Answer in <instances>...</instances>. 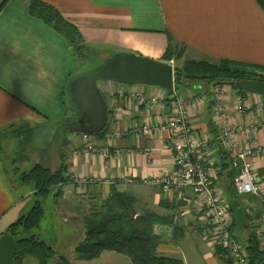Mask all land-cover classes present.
Wrapping results in <instances>:
<instances>
[{
  "label": "crops",
  "instance_id": "obj_1",
  "mask_svg": "<svg viewBox=\"0 0 264 264\" xmlns=\"http://www.w3.org/2000/svg\"><path fill=\"white\" fill-rule=\"evenodd\" d=\"M43 1L75 25L86 44L111 53L132 51L161 60L170 34L185 50L179 59L168 61L174 67L189 59H231L264 65V9L258 0ZM29 3L0 0V235L31 204L28 199L33 189L19 180L21 173L38 163L55 171L64 162L70 181L63 186L61 196L53 198L58 215L80 233L67 243L71 256L63 251V241L51 245L55 250L58 246L57 253L73 264H132L127 256L115 251H106L93 260L74 256L75 247L85 237L84 217L100 207L112 187L134 195L137 213L149 211L158 216L155 232L160 236V254L179 258L185 264H226L211 244L209 216L205 209L196 210L199 196L192 189L164 193L159 186L143 183L144 178L174 174L171 131L141 132L145 125H157L172 115L169 93L158 86L100 81L109 108V130L103 136L90 135L98 150L87 151L83 133L65 125L69 108L74 107L67 91L77 66L74 48L51 25L33 16ZM222 88L224 92L207 86L210 93L184 88L172 97L187 100L195 135L211 139L205 148L211 176L218 193L230 204L228 181L219 167L221 140L217 133L223 132L224 126L217 121L216 93L221 92L224 99L226 127L247 128L252 122L261 125L264 111L253 109V117L238 112L235 104L240 95L226 86ZM139 94L156 96L158 101L146 103ZM244 97L258 99L250 93ZM37 126H44L48 137L38 152L32 145ZM111 131L120 132V137L109 140ZM235 137L242 149L264 148V127L238 132ZM221 143L226 148L225 142ZM104 150L109 151L108 156ZM252 161L260 175L262 196L236 191V202L246 212L247 225L250 220L257 228L264 217V154ZM129 178L133 182H128ZM84 180L87 182L83 184ZM80 212L77 224L71 217L77 218L75 213ZM260 241L264 247V237Z\"/></svg>",
  "mask_w": 264,
  "mask_h": 264
},
{
  "label": "trees",
  "instance_id": "obj_2",
  "mask_svg": "<svg viewBox=\"0 0 264 264\" xmlns=\"http://www.w3.org/2000/svg\"><path fill=\"white\" fill-rule=\"evenodd\" d=\"M258 1L264 9V0ZM28 10L33 16L51 25L73 46L77 66L72 77L78 74L92 73L102 65L105 59H101L96 53L94 57L89 58L88 44L79 29L67 21L56 8L43 0H30ZM184 51V48L174 43L172 35L168 34V46L161 61L168 62L171 59H179ZM176 68L181 80L176 81L174 93L184 88L210 93L206 91L207 86L219 88L228 86L238 95L244 97L248 94L247 92L228 85L227 82L235 79L264 80V65L231 59H220L217 62L189 59ZM169 95L168 100L166 99L168 104L173 99V93H169ZM108 130L109 125L107 124L103 131L96 133L84 131L82 133L103 136ZM218 148L220 172H224L228 181L227 199L230 202H236L234 178L237 171L230 167V154L221 141L218 142ZM68 168V165L63 162L57 170L52 171L38 163L31 170L21 173L19 180L23 184L32 186L36 199L31 210L21 215L7 228L17 241L15 254L17 264H25L29 258H35L38 264H73L65 255L58 254L51 244L34 232L45 216L44 199L50 193H53L55 197L61 196L63 186L70 181L67 174ZM135 202L133 194L112 187L110 194L103 200L100 207L84 217L85 237L74 249L75 258L93 260L99 258L106 251H115L127 256L132 264H185L179 258L158 252L160 236L155 232V224L159 222V218L155 213L149 211L142 214L137 213ZM231 229L245 232L242 242L248 253V264H264V247L257 236L256 225L249 220V225L240 229L232 215ZM216 252L222 257L221 250L218 249ZM224 260L226 264L232 263L228 259L224 258Z\"/></svg>",
  "mask_w": 264,
  "mask_h": 264
},
{
  "label": "built area",
  "instance_id": "obj_3",
  "mask_svg": "<svg viewBox=\"0 0 264 264\" xmlns=\"http://www.w3.org/2000/svg\"><path fill=\"white\" fill-rule=\"evenodd\" d=\"M146 103H156L158 97H146L144 94L137 95ZM256 96V95H255ZM257 100H249L245 97L236 99V110L240 113H246L253 117V109L264 111V98L256 96ZM217 121L224 126L223 132L217 133V139L225 142L231 158L230 167L237 171L234 178V186L237 193L241 195L254 194L262 196L263 188L260 183V175L256 173L253 163L254 157H260L264 154V148H240L236 141V133L250 132L264 127V123H250L247 128L244 126L226 127V114L224 99L222 93H216ZM189 100V99H188ZM192 100V97H191ZM197 99L193 98V101ZM172 106V115L165 121L157 125H145L142 133L149 134L152 131L169 130L172 133L171 150L174 159V174L168 177L144 178L143 183L161 187L164 193L170 191H183L187 188L199 196L196 200V210L205 209L211 223L210 240L212 246L221 250V256L231 261V264H248V253L244 244L237 238L231 229V216L229 204L218 193L216 184L211 176L210 164L207 161L205 148L210 144L209 137L199 138L195 135V129L192 124L191 116L188 111V102L184 98L175 96L170 100ZM246 128V129H245ZM118 131H111L107 134L109 140L120 137ZM86 140L87 151H97V147L89 140L90 135L83 134ZM104 155L109 154L104 150ZM252 159V160H251ZM133 182V179H127ZM83 184L87 181H82ZM264 213V212H263ZM259 239L264 237V217L256 228Z\"/></svg>",
  "mask_w": 264,
  "mask_h": 264
},
{
  "label": "water",
  "instance_id": "obj_4",
  "mask_svg": "<svg viewBox=\"0 0 264 264\" xmlns=\"http://www.w3.org/2000/svg\"><path fill=\"white\" fill-rule=\"evenodd\" d=\"M105 80L126 85L158 86L171 94L174 93L176 81L181 80V77L172 63L132 51L111 53L96 71L71 77L67 91L74 107L70 106L69 109L71 112L74 110L73 113H76L80 123L75 122L71 130L96 133L106 128L109 108L98 85L100 81ZM227 83L264 98V80L235 79ZM229 212L233 214L238 228L247 226L246 212L235 201L229 204ZM16 251L17 241L5 230L0 235V264H17Z\"/></svg>",
  "mask_w": 264,
  "mask_h": 264
},
{
  "label": "rangeland",
  "instance_id": "obj_5",
  "mask_svg": "<svg viewBox=\"0 0 264 264\" xmlns=\"http://www.w3.org/2000/svg\"><path fill=\"white\" fill-rule=\"evenodd\" d=\"M87 50H90L88 52L89 58L94 57L95 53L101 58V59H106L111 55V52L104 50V49H99L98 47H92L88 45ZM91 62V61H90ZM93 62V60H92ZM79 68V67H77ZM226 88H229L226 86ZM224 92L223 88H219ZM230 89V88H229ZM185 98H188V96H183ZM69 114H73V112H69ZM34 131V129H33ZM45 128L44 126H37L35 128V131L32 133V145L37 147V152L39 151L38 148L41 145H45V143L48 140L47 134H45ZM36 142V144H35ZM30 157H32L30 155ZM40 157V156H39ZM32 162L30 163L28 170L31 168ZM53 193H50L43 201L44 208H45V216L42 219V222L38 228L34 229V232L39 235L40 238L44 239L47 243L51 244L53 241L56 242H64V249L63 251L71 256L72 254L70 253V249L67 245L71 241V239L76 238V236L80 233V229L77 227L71 226V224L63 219L62 216L58 215L57 209L58 206L55 204L54 198H53ZM36 199V196L31 195L28 200H30V206L27 209V211L24 213H28L32 206L34 205V200ZM226 202H228L226 200ZM78 215L77 218L71 217L74 220L77 221V224L79 223V217L81 216L82 212L75 213ZM237 238L242 242L243 239L245 238V233L240 230L233 231ZM243 243V242H242ZM56 250H59V247L56 246ZM25 264H38L37 260L35 258H29L25 261Z\"/></svg>",
  "mask_w": 264,
  "mask_h": 264
},
{
  "label": "flooded vegetation",
  "instance_id": "obj_6",
  "mask_svg": "<svg viewBox=\"0 0 264 264\" xmlns=\"http://www.w3.org/2000/svg\"><path fill=\"white\" fill-rule=\"evenodd\" d=\"M68 121L65 123V125L72 129V125L76 122L77 124L79 123L78 121V117L76 115V113H73V114H69V116L67 117ZM70 119V120H69ZM78 121V122H77ZM76 124V125H77ZM80 124V123H79Z\"/></svg>",
  "mask_w": 264,
  "mask_h": 264
}]
</instances>
